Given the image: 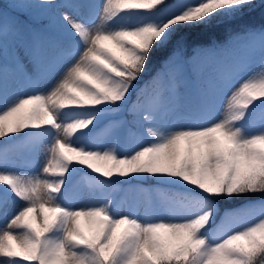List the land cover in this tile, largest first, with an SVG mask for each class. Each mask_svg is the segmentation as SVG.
<instances>
[{
	"label": "snow or ice",
	"instance_id": "1",
	"mask_svg": "<svg viewBox=\"0 0 264 264\" xmlns=\"http://www.w3.org/2000/svg\"><path fill=\"white\" fill-rule=\"evenodd\" d=\"M0 215V264H264V0H0Z\"/></svg>",
	"mask_w": 264,
	"mask_h": 264
},
{
	"label": "rangeland",
	"instance_id": "2",
	"mask_svg": "<svg viewBox=\"0 0 264 264\" xmlns=\"http://www.w3.org/2000/svg\"><path fill=\"white\" fill-rule=\"evenodd\" d=\"M226 39V38H225ZM225 39H223L222 40V42L225 40ZM210 44V43H209ZM190 55L189 56H192L193 55V53L190 51ZM115 118H118V117H115ZM107 122L106 121H102L101 122V124L103 125V127L105 126V124H106ZM252 130L253 131H255V130H258V125L256 126V127H254V128H252ZM138 132H140V133H143V129H141V130H139ZM129 139H131V138H129ZM122 140V139H121ZM124 140H122V142H123ZM43 163H44V157H43V153L41 154V156H40V159H39V165H38V168H39V166H42L43 165ZM78 167V166H77ZM38 170V169H37ZM84 171L85 172H87L88 170L87 169H84ZM126 194L128 193V192H125ZM116 195H117V192L116 193H114V196H115V198H116ZM136 198V193H133L132 192V195H131V200H134ZM84 199H86V197H84ZM129 198H127V202H126V205L124 206V207H127L128 205H129V200H128ZM82 202V201H81ZM78 206V205H77ZM1 216V215H0Z\"/></svg>",
	"mask_w": 264,
	"mask_h": 264
},
{
	"label": "trees",
	"instance_id": "3",
	"mask_svg": "<svg viewBox=\"0 0 264 264\" xmlns=\"http://www.w3.org/2000/svg\"><path fill=\"white\" fill-rule=\"evenodd\" d=\"M203 37H205V36H203ZM200 42H202L201 37L194 41V43H200ZM158 57H160V56H158ZM146 77L147 76H145L144 79H146Z\"/></svg>",
	"mask_w": 264,
	"mask_h": 264
}]
</instances>
